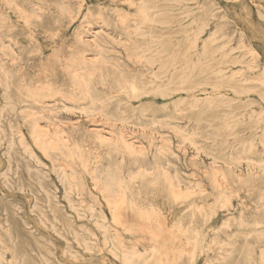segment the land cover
<instances>
[{"label": "rangeland", "instance_id": "1", "mask_svg": "<svg viewBox=\"0 0 264 264\" xmlns=\"http://www.w3.org/2000/svg\"><path fill=\"white\" fill-rule=\"evenodd\" d=\"M140 1L0 0L2 264H125L122 254L132 250L153 262L163 250L170 264H260L264 165L251 162L264 158V0H144L152 6L144 22ZM80 36L92 45L80 46ZM122 41L134 44L136 53L129 57ZM164 47L180 51L177 69L166 72L160 61L148 65L141 58L146 50L157 59ZM78 51L87 65H76ZM221 63L226 75L219 80L211 66ZM3 67L11 73L8 87ZM67 68L87 76L92 71L97 104L58 93L45 104L29 97V89L42 90L47 81L55 91L72 94ZM119 71L141 87L150 79L169 84L127 97L115 88ZM216 93L213 104L204 101ZM226 117L236 123L230 130ZM253 138L260 153L244 154V142ZM98 167L117 171L139 208L111 207L94 179ZM213 167L232 177L252 173L249 182L228 184L236 192L230 206L215 200ZM72 170L83 195L65 177ZM152 205L157 215L140 214ZM187 237L199 245L194 260L188 258Z\"/></svg>", "mask_w": 264, "mask_h": 264}, {"label": "bare ground", "instance_id": "2", "mask_svg": "<svg viewBox=\"0 0 264 264\" xmlns=\"http://www.w3.org/2000/svg\"><path fill=\"white\" fill-rule=\"evenodd\" d=\"M151 1V0H149ZM153 1V0H152ZM157 2V0H156ZM149 4L150 2H145L144 0H141L140 3H139V12H140V15H141V18L144 21H147L148 19H150L149 17V12H148V9H151L152 6L150 7H147L146 4ZM152 4H155V2ZM151 4V5H152ZM157 5H154L153 7H156ZM158 7V6H157ZM123 18V17H122ZM224 18V17H223ZM121 21H123V19H121ZM125 21V20H124ZM123 21V22H124ZM160 21V20H159ZM151 22H154V21H151ZM109 35V34H108ZM110 37V36H109ZM120 37V36H119ZM214 36H212L213 38ZM114 38V37H113ZM121 38V37H120ZM198 37L195 39L197 40ZM93 42H95V40H93ZM96 43V42H95ZM127 43H129V41H127ZM79 44L80 46H83V47H88V46H91V42L90 41H86L84 40L83 37H79ZM110 44V43H109ZM122 44H123V47H125L124 50H127L129 52V57L134 53H136V47L134 44L130 43L129 45L127 44H124V42L122 41ZM173 44V43H172ZM171 44V45H172ZM5 45V44H3ZM11 47V46H10ZM171 46H169L167 48V50L170 48ZM206 47V45H205ZM100 48V47H99ZM175 48V47H174ZM191 48V47H190ZM14 49V48H13ZM103 49V48H102ZM2 50V49H1ZM0 50V51H1ZM108 50V49H107ZM205 50V49H204ZM103 51V50H102ZM109 51V50H108ZM112 51V50H110ZM233 51V50H232ZM13 53H14V50H13ZM156 53V52H155ZM158 53V58H153V59H149L148 58V55L146 54V50H143V52L140 53L141 55V58H144V60H146V62L148 63V65H153L155 62H158L160 61L161 62V67L165 68L166 72L169 68H173V69H177V64L180 62V58H179V53L180 51L176 50V51H166V47H164L161 51H157ZM166 53V55H165ZM191 53V52H190ZM118 54V53H117ZM189 53H187L188 55ZM17 54H15L16 56ZM165 55V56H164ZM98 56V55H97ZM185 56V55H184ZM135 57V56H134ZM97 58V57H96ZM102 58V57H101ZM132 58V57H131ZM187 58V56H186ZM128 59V57H127ZM95 60V59H94ZM105 61V60H103ZM102 61V62H103ZM129 61H131L129 59ZM133 61V59H132ZM131 61V62H132ZM75 62H76V65H87L88 63V60L86 59V56L84 54V52L82 51L80 53V51L77 52L76 54V57H75ZM106 62V61H105ZM104 62V63H105ZM182 62V61H181ZM236 62V61H235ZM107 63V62H106ZM187 63V62H186ZM254 63V62H253ZM182 64V63H181ZM223 63L219 64L218 66L216 65L215 67L212 68L211 66V72H215V73H219V77L218 75L217 78L219 79L220 77H224L226 75L225 73V66L222 65ZM135 65V64H134ZM185 65V64H183ZM120 66V65H119ZM193 66V65H192ZM207 66V65H206ZM101 67V65H100ZM179 67V66H178ZM204 67V66H203ZM95 68H98L97 66H94L92 69H95ZM206 68H210V67H206ZM100 71H102V68H98ZM162 71V69H160ZM204 70V68L202 69V71ZM207 70V69H206ZM210 70V69H209ZM3 71H4V76H5V80L7 81L6 82V86L8 87L9 86V77H10V71L5 69L3 67ZM174 71V70H173ZM172 71V72H173ZM201 71V72H202ZM243 71V70H242ZM241 71V72H242ZM208 72V71H207ZM210 72V71H209ZM227 72V71H226ZM67 77L69 78L70 82L72 83L73 85V89L69 92V93H72L70 95H66L65 93H61L59 92L58 90H54V85L50 82V81H47L45 82V85L44 87H42V90L41 88L39 90H32V89H29L28 90V94H29V97H32L34 99V101L36 103H40V104H45L47 102V97H54L56 96V94L58 93L59 95H61L62 97L64 98H67L71 101H75V102H80L84 99H90L92 100V104H97V102L99 101L98 98L94 99L95 97L93 96V92H92V85L94 83L92 77L94 76V74L90 73L89 76L87 75H82L81 73H78V72H73L71 71L69 68H67ZM165 73V72H164ZM234 73V72H233ZM236 76L238 75V72L236 71ZM154 74V73H153ZM203 74V73H202ZM160 76V75H159ZM165 76V75H164ZM173 76V75H172ZM235 76V75H234ZM100 82L105 85L107 83L106 81V78H105V75L103 74V72H100ZM114 78H115V82H116V90L117 92L121 93V94H124L128 97L129 96H140V95H145L147 94L148 92H150L151 90H159L161 87L163 86H166L168 85L169 83H158L155 79H150V81H148L145 86L141 87L136 81H134L133 79H130L126 76V74H124V72L122 71H119V73H117V75H114ZM170 78V77H168ZM175 77L173 76L172 79H174ZM233 78V76H232ZM231 78V79H232ZM225 79V78H224ZM160 80V78H159ZM203 80V79H202ZM220 80V79H219ZM223 80V79H222ZM162 81V80H161ZM168 81V80H167ZM170 81V80H169ZM168 81V82H169ZM172 81V80H171ZM176 81V80H175ZM174 81V82H175ZM230 81V79H229ZM206 83H208V81H205ZM232 82V81H231ZM230 82V83H231ZM245 82V81H244ZM171 83V82H170ZM176 83V82H175ZM201 83V82H200ZM199 83V85H200ZM206 83L203 82V84L206 85ZM198 84V83H197ZM202 84V85H203ZM147 85V86H146ZM168 87V86H167ZM166 87V88H167ZM197 87V86H195ZM214 88H217L218 86L214 84L213 86ZM165 88V89H166ZM200 88V87H199ZM164 89V88H163ZM162 89V90H163ZM164 89V90H165ZM174 90H177V89H174ZM218 90V88H217ZM237 91V90H236ZM168 92V90H167ZM163 93V92H162ZM239 93V92H238ZM164 95V94H163ZM162 95V96H163ZM170 96V95H169ZM220 96V93H216L215 95H211L209 96L206 100H204L206 103H208L209 105L210 104H213L216 100V98H219ZM198 99V98H197ZM223 99V98H222ZM102 100V99H101ZM100 100V101H101ZM234 100V99H231V101ZM195 101H200V100H196V97H195ZM195 101H194V104L193 106H197V104H195ZM203 101V100H202ZM230 101V100H229ZM227 102V101H226ZM11 102H7V104H10ZM198 103V102H197ZM217 103V102H216ZM221 105H222V102H219ZM91 104V103H90ZM205 104V103H204ZM218 104V103H217ZM52 105V104H51ZM179 106V104H178ZM84 108V107H83ZM176 108V107H175ZM65 110V109H64ZM67 110V109H66ZM90 111V110H89ZM178 112V111H177ZM264 115V112H260L259 114V119H264L263 116ZM230 116V115H229ZM233 118V117H232ZM231 118V119H232ZM258 118V117H257ZM102 119V118H101ZM105 119V118H104ZM228 118L226 117V120L225 121V125H226V128L228 130L232 129L234 127V124H236L234 122V120H231L230 117H229V120H227ZM123 120V119H122ZM261 121V120H260ZM106 126V125H105ZM134 126V125H133ZM175 128V127H174ZM257 128V127H256ZM39 131H37V134ZM103 132V131H102ZM180 132V131H179ZM254 134H257V132L255 131L253 133ZM124 135V133H123ZM122 135V136H123ZM190 137V136H189ZM99 140V139H98ZM105 140V139H104ZM101 141V140H100ZM54 142V141H53ZM116 142V141H115ZM171 142V141H170ZM190 142V141H189ZM261 144H262V147L264 148V126L262 127V136H261V140H260ZM38 143V141L36 142ZM49 143V142H48ZM153 143V142H152ZM192 143V142H191ZM123 144H124V147L129 150V151H134L133 150V145L132 143H130L129 141H124L123 140ZM167 144V143H165ZM56 145V144H54ZM150 145V144H149ZM172 145V143H171ZM168 146V145H167ZM166 146V147H167ZM46 147V146H44ZM76 147V146H75ZM257 147V144H256V141L255 139H250L248 142H244V146H243V153L244 154H249V155H254V154H259L260 151L256 149ZM56 148V147H55ZM79 149V147H77ZM144 148V147H143ZM162 149V148H161ZM136 150V149H135ZM163 150V149H162ZM161 150V151H162ZM170 150V149H169ZM185 150V149H184ZM141 151V150H140ZM187 151V150H186ZM264 151V150H263ZM45 152V151H44ZM139 152V151H138ZM145 152V150H144ZM137 153V151L135 152ZM242 153V154H243ZM134 154V153H133ZM142 155V154H141ZM144 155V154H143ZM78 158V157H77ZM193 158V157H192ZM219 157L215 156V160L218 159ZM242 158V155H238V156H235L234 158L231 159L230 162H234V160H237V159H240ZM74 160V158H73ZM248 161V160H246ZM196 162V161H195ZM227 163V161H226ZM229 163V162H228ZM64 164V163H63ZM85 164V167H87V164ZM252 165H257V167L259 166L260 168L264 165V158L263 157H260L259 159H257L256 162H251ZM66 165V163H65ZM62 166V165H61ZM67 166V165H66ZM102 166V165H100ZM60 167V166H59ZM256 167V168H257ZM100 169L99 171V176L97 175L94 179L96 181V184L98 185V187L100 188L101 192H102V195L104 196V198L106 199V201L111 205V207H118L119 209L122 208L123 206L125 205H130L131 207H134L136 208L138 206V204L133 200V199H130L129 200V197H128V194H129V190H130V187L129 185L126 183V181L124 180V178L117 172V171H113L111 168H108V167H105V168H101V167H98ZM143 169V168H142ZM64 170V169H63ZM86 170V169H85ZM146 170V169H145ZM224 169L223 168H219V167H213V171H212V177L214 179V182H215V185H216V189H217V193L215 194V200H217L219 203H222V205H227V206H230L231 205V201H232V198H234L236 192L231 188L229 187L228 184L230 183H235V182H240L241 184L245 183V182H249V180H246V178H248L247 176L252 174H247V175H242L241 173L239 175H236V177H232L231 175H227L225 173V171H223ZM229 170V174L232 172V168H228ZM208 171V170H207ZM247 172V171H246ZM251 172V171H250ZM76 172L74 170H72L71 174H68V175H65L66 179L68 180L70 186L72 187V189H75V190H78L79 194L83 195L85 194V188L83 185L80 184V182H77L75 180V174ZM96 173V172H95ZM94 173V174H95ZM208 173V172H207ZM218 173H220V175L222 176V180H219V178H217L218 176ZM260 173V172H259ZM67 174V173H65ZM91 176V175H90ZM137 176V175H136ZM219 177V176H218ZM131 180H132V177H131ZM243 180V181H242ZM171 183H173L172 180H170ZM264 183V182H263ZM172 187V186H171ZM173 189V188H172ZM73 192V191H72ZM180 192V191H179ZM173 193H175V197L176 198H180L183 196V194L181 195L180 193L178 192H175L173 191ZM186 194V193H185ZM188 195V194H187ZM186 195V196H187ZM183 198V197H182ZM258 199H259V203H258V208H261V209H264V186H259L258 188ZM90 208L93 209V205L90 204ZM139 208V206H138ZM198 209L200 212H205L204 211V207L203 206H198ZM115 210V209H114ZM121 210V209H120ZM120 210H117V211H114V213H118ZM133 210V208H132ZM140 210V209H139ZM214 211L215 209H212L210 211ZM110 211V210H109ZM112 211V210H111ZM110 211V212H111ZM121 212V211H120ZM140 214L142 215H147L148 218H152L153 215H157V211L155 210L154 206L152 205L151 209L150 210H140ZM199 212V213H200ZM215 213V212H214ZM119 214V213H118ZM141 215V217H142ZM195 215V214H194ZM213 215V214H211ZM210 215V216H211ZM119 216V215H116V217ZM115 217V216H114ZM242 217V216H240ZM121 218V217H120ZM119 218V219H120ZM115 219V218H114ZM203 219V218H202ZM211 219V218H210ZM206 221V219H205ZM231 221V220H230ZM159 222V221H158ZM203 223V222H202ZM205 223V222H204ZM260 223V221H256L255 222V225H258ZM208 224V223H207ZM224 224V223H223ZM202 225H205V224H202ZM226 226H230L229 223H225ZM164 226V225H163ZM166 226V225H165ZM181 228V227H180ZM179 228V229H180ZM201 228V227H200ZM150 229V228H149ZM197 229V228H195ZM169 231V230H168ZM181 231V229H180ZM182 231L184 232V230L182 229ZM195 231V230H194ZM186 232V231H185ZM195 233V232H194ZM183 234V233H182ZM186 234H188V232H186ZM202 234V233H201ZM173 235V234H172ZM204 236V235H203ZM188 238V237H187ZM185 238V247H188V251H189V256L188 258L191 260L195 258V250L196 248H199V245L197 247V242H193V244L191 243V239H187ZM194 238V237H193ZM181 239V238H180ZM194 240V239H193ZM182 241H183V238H182ZM200 241V240H199ZM153 242V241H152ZM182 243V242H181ZM229 244V243H228ZM123 245V244H122ZM120 244V247L122 246ZM220 245V244H218ZM227 245V243H226ZM226 245H224L223 247H225ZM232 245V244H231ZM230 245V246H231ZM164 246V245H163ZM162 246V247H163ZM133 247V249H135L136 247L135 246H131ZM130 247V248H131ZM135 247V248H134ZM154 247V246H153ZM184 247V245H183ZM165 248V247H164ZM190 248V250H189ZM124 249V248H123ZM137 249V248H136ZM182 249V248H181ZM221 249V248H220ZM138 250V249H137ZM126 251V250H125ZM154 251H158L159 250L157 249V247H155ZM162 253L163 250H161ZM197 251V250H196ZM123 252V250H122ZM142 253V252H141ZM158 254L156 256H154L155 258V261H151V257L148 258H142L141 256H139L137 251L135 250H132V251H129V252H125L123 253L122 255V259H123V262L125 264H138V260L139 259H142L143 263L144 264H170L169 261L171 260H168L167 256L168 255L166 253L165 254ZM113 254V253H112ZM157 254V253H155ZM144 255V254H143ZM147 255V254H146ZM145 256V255H144ZM214 258V257H213ZM216 259V258H215ZM5 260V257H4V253L0 252V264H2V262ZM260 264H264V252H261L260 254ZM194 262V261H193ZM208 262V261H207ZM214 262V261H213ZM212 261L206 263V264H215L213 263ZM172 263V262H171ZM192 263V262H191ZM173 264V263H172Z\"/></svg>", "mask_w": 264, "mask_h": 264}]
</instances>
